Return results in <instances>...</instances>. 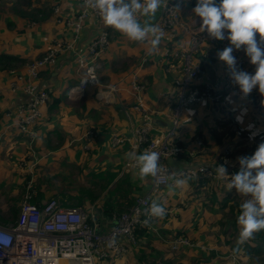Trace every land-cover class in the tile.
<instances>
[{"label":"crops","instance_id":"1","mask_svg":"<svg viewBox=\"0 0 264 264\" xmlns=\"http://www.w3.org/2000/svg\"><path fill=\"white\" fill-rule=\"evenodd\" d=\"M23 1L27 8H35L34 11H24ZM12 2L20 14L5 17L0 14V20L3 19L0 23V55L10 54L16 58L8 64H0V222L17 219L25 184L32 178L37 191L34 197L37 204L56 197L63 205L85 209L93 206L100 230L107 231L114 223V213L130 207L137 196L148 192L152 186L151 177L141 181L134 162L126 159V153L140 154V151L133 147L134 141H125L117 147L112 144L115 133L132 134L134 127L147 119L143 111H136L133 108L130 75L136 73L138 79L146 83L145 102L155 125L160 129L168 128L170 112L167 103H172V99L175 100L177 97L174 81L178 75L176 64L179 59L173 56L167 60L165 52L171 44H187L188 35L184 33L182 27H177L176 35L164 34L158 52L155 55H148L143 67L140 68L139 60L146 53L148 45L128 40L119 32L106 27L100 17L89 13L82 19L75 51L58 54L53 64L43 68L39 73L35 83L36 88L39 91H50L51 100L43 109L42 117L36 124L38 137L30 145L27 135L13 123V116H7L9 110L13 112L15 107L30 100L22 89L10 91V82L14 78L10 72L12 69L20 73L25 72V63L44 55L53 41L71 40L73 27L66 26L62 18L79 14L85 6L83 0H60L58 3L61 5V10L56 11L55 0ZM196 3L197 0H187L178 3V6L183 20L192 25L195 31H199L201 19L198 17L199 21H195L197 17L193 12ZM163 8L164 6H161L156 16L151 18V23L156 24ZM103 28L108 29L110 37L108 48L102 52V55L106 53L103 61L105 68H100L102 55L93 58L100 85L88 87L89 89L83 92L69 94V89L76 87L82 79L81 70L76 65L78 55L88 52L89 41ZM224 48L222 41L219 40H208L201 47L198 56L201 65V82L214 86L222 84L225 76L223 62L218 59L217 53ZM235 54L244 57L245 65L242 70L245 71L250 62L249 58L243 49L235 51ZM100 93L102 96L99 95ZM204 103L216 106L212 102ZM200 104L189 107L191 110L186 113L187 119L198 118L193 112L200 108ZM187 123L185 121L181 123L178 138L187 148H195L197 152L193 156L171 158L182 163L171 167L175 169L190 164H216L217 158L212 163L209 158H203L211 148L217 153L219 151L217 146L222 145L226 139V132H218L219 122L216 124L215 120L213 125L208 122L206 127L202 125L200 128L197 127L196 131H188L184 125ZM88 132H92V140L89 142L85 138ZM199 140L202 141L201 144H198ZM87 145L89 148H86ZM21 159L28 160L31 167H20ZM30 168L33 169L31 176L28 172ZM24 174H27L25 179ZM187 181L190 182L192 190H200L194 187L191 180L187 179ZM167 187L161 191H165ZM183 188H176L173 185L172 190L169 191L170 196L176 199L175 196ZM170 196H167L168 199ZM161 204L170 209L163 218L165 221L154 218L152 227H148L143 235H136L139 240L129 248L125 256L111 259L107 264H134L133 261L135 264H145L140 258L141 248L146 252L147 261L161 262L156 256L158 253L156 250L169 252L168 240L181 234L178 231L184 232L182 235H185L187 230L185 229L187 225H180L181 227L177 225L176 229L172 228L171 213L178 210L173 203L169 204L165 200ZM200 207L198 205L192 209L197 211ZM15 214L17 217L12 219L11 216ZM179 223H182L180 216ZM197 243L200 245L197 248L186 249L193 254L198 251L195 256L202 257L205 245ZM150 248L155 250L150 251ZM220 256L216 252L214 259H211L214 264ZM172 258L178 259V255H173ZM230 260L231 258H228L227 264H232Z\"/></svg>","mask_w":264,"mask_h":264},{"label":"built area","instance_id":"2","mask_svg":"<svg viewBox=\"0 0 264 264\" xmlns=\"http://www.w3.org/2000/svg\"><path fill=\"white\" fill-rule=\"evenodd\" d=\"M185 1L187 0H167V6H164L161 17L155 24L164 31V34L176 35L177 27H182L184 33L188 35L187 44H171L165 52L167 60L173 56L179 59L176 64V68L181 74L179 82L183 89L190 90L189 94L180 92L175 98L181 106L222 97L217 89L212 91L210 88H206L201 91L196 82L200 71L197 61H199L198 56L201 53V47L208 40H217L209 37L206 32L195 31L192 25L183 20L177 2L183 3ZM54 7L58 11L61 10L60 4H55ZM89 13H94L100 17L97 12L88 7L82 10L80 14L63 17L62 21L65 25L73 27L72 39L53 41V46H48L43 59H34L25 63L26 72L18 73L15 72L16 69L10 72L11 75H14L10 91L22 89L31 100L18 105L13 112L9 110L7 116H13V123L30 140L37 136L35 126L40 119L41 106L48 102L46 91L42 90L38 93L35 90L34 79L38 72L43 69L44 64L51 63L58 54L71 50L75 51V44L82 28V19ZM195 21H199L198 17ZM106 36L107 30H102L96 38L90 41L87 49L95 57L102 55L103 50L108 48L109 42ZM222 43L224 47L229 46L227 39L223 40ZM233 55L237 59V68L240 69L245 59L241 55H236L235 51ZM147 56L144 53L139 60L138 67H143ZM76 65L80 68L82 75L79 90H84L83 88H86L88 84H100L96 73L85 61V56L78 55ZM186 65H190L191 69L188 70ZM223 69L226 79L225 88L233 89L235 85L224 63ZM143 88V85L133 83V94L137 98L135 109L145 112L148 107L141 100ZM167 105L170 114L176 118L173 121L174 127L172 129L157 133V137L150 138L147 124L151 125V123L147 120L143 124L135 126L132 134L115 133L112 137L114 145H121L125 141H134V148H141L143 152L145 150L157 151L160 154L163 171L158 178H152V186L148 193L138 197L130 208L115 212L114 225L107 231H101L98 228V217L93 206L88 209L69 207L61 204L56 198L37 204L34 201L36 190L32 187L33 179H31L23 194L16 221L0 224V264H107L111 259L124 256L128 251L129 244L136 241L134 226L145 224V221L149 223L152 217L150 215L151 201L162 188L175 185V179L179 177L215 176L210 166L205 164L200 166L188 165L175 173L172 172L167 163V158L178 156L183 152L194 155L197 150L175 143L177 136L175 127L182 114L173 103L168 102ZM146 142L147 144H145ZM200 142L201 140H199ZM181 243H188V239L180 237L173 241L172 247L176 248Z\"/></svg>","mask_w":264,"mask_h":264},{"label":"clouds","instance_id":"3","mask_svg":"<svg viewBox=\"0 0 264 264\" xmlns=\"http://www.w3.org/2000/svg\"><path fill=\"white\" fill-rule=\"evenodd\" d=\"M84 6L97 12L106 27L130 41L148 45L147 55L158 52L164 31L151 23V18L156 16L161 6H167V0H84ZM193 12L201 19L202 33L206 32L215 40L229 41V46L217 55L228 69L241 98H247L257 88L264 95V0H197ZM241 49L255 66L254 73L242 70L245 62L240 69L237 68L233 52ZM236 120L243 124V114L237 115ZM253 127L249 125L247 129L251 133L250 139L259 135V130L252 131ZM125 156L134 162L141 181L149 177L158 178L163 171L157 151L145 150L139 155L130 152ZM237 159L240 166L238 172L229 175L227 167L219 164L216 178L230 177L228 190L235 189L238 194L247 197L240 204L241 214L237 220L240 230L235 251L239 252L240 245L252 241L256 234L264 231V141L258 144L252 155ZM186 183L185 178L175 179L176 188H183ZM150 215L163 219L167 209L154 200ZM144 223L148 226L147 221Z\"/></svg>","mask_w":264,"mask_h":264},{"label":"rangeland","instance_id":"4","mask_svg":"<svg viewBox=\"0 0 264 264\" xmlns=\"http://www.w3.org/2000/svg\"><path fill=\"white\" fill-rule=\"evenodd\" d=\"M12 1L14 0H0V14L2 16L5 17L7 15L13 16L16 14H20L16 11L14 2ZM59 1L60 0H55L54 4H59ZM22 4L25 6L24 1ZM19 6L20 5H18V7ZM22 9H24V11H34L35 8H27L25 6V8ZM2 20L3 19L0 20V23H2ZM105 56L106 53H103V55L101 56L100 63H102V65H100V68H105V65L103 64ZM245 71L254 73L255 66H252V64L249 62L248 67L245 69ZM99 95H101V93ZM215 105L216 106H209L205 103L200 104V110L196 109V111L193 112V115H196L198 118L189 117V119H187L186 113H188L191 108H186L187 110L185 109L186 112L184 116H181V121H185L187 123L190 120L187 124H184L188 131H196L197 127L200 128L202 127V125L203 127H206L208 122H210L212 125L215 123V120L216 124L219 122L217 124V127H219L218 132H226V139L224 140L222 145L217 146L219 150L217 153H215L214 148H211L209 149L208 154L204 156L203 159L209 158V161L212 163V161L216 158H220L221 151L227 149L228 151H230L231 158L229 162L226 163V167L229 175H231L239 171L240 166L237 158L241 156L252 155L257 148V143H259L260 141H264V135H262V133L264 132V97L260 94L257 88L253 90L250 96L242 99L238 87L234 86L232 91L230 90L226 95V99L220 101L219 103H215ZM199 113L201 114L199 115ZM241 114H243V124L238 123L236 120L237 115ZM249 125L254 126L252 131L259 130V135H257L255 139H250L251 133L249 130H247ZM208 128L210 130V127ZM230 132H234V134L230 135ZM228 151L225 152L227 153ZM167 163L170 166L182 164L180 161H176L170 158L167 159ZM26 177L27 174H24V179ZM229 180L230 177H226L224 179H216L213 181L204 180L205 182H208L207 188L199 191L192 190L190 187V182L187 181V183L184 185L186 187L178 192L179 194L177 196H175L176 199L170 196L169 191L172 190L171 186L167 187L165 191H161L160 194L157 193L159 194V196H157L155 200L160 204L163 200H165L169 204L173 203L175 205L174 207L177 208L178 212L171 213V226L172 228L176 229L177 225L179 227H181L180 225H187V228H185L187 229L185 235H188L191 238V241L195 245V247L193 248H197V246H200L197 242L205 245L202 254L203 256L200 257L201 264H206L210 249H214L221 255L220 257H218V259H216V264H227L228 258H231L230 261H232V264H264V249L261 252L252 250L253 246L258 244L256 238L243 245H240L239 252L235 251L238 247L237 242L240 230L237 220L241 212L232 213L230 211V208L232 206L236 208L239 207L240 204L247 199V197L238 194L235 189L229 191L227 188ZM28 181L29 179L27 180V182ZM27 182L25 184L24 192L28 188ZM196 184H199V179H196V183H194L193 185ZM214 189L217 190L215 193V195L217 196V200L215 201L211 198L213 196ZM167 196H170L169 199ZM22 198L23 195L21 197V200ZM222 201H225L226 203L222 204ZM198 205H200L201 207L197 211L192 209V207H196ZM165 208L167 209V207ZM179 216L182 219V223L178 224ZM161 220L165 221L164 219ZM177 236L183 237L182 234H177ZM249 243L251 245H249ZM167 247L170 253H172L173 255H178V259L172 258L174 260L191 261L193 256L198 253V251H195L194 254L187 251V249L192 248H183L179 251H176L171 249L169 246ZM181 256L184 257L180 258ZM133 263L135 264L134 261ZM160 263L161 262H158V264Z\"/></svg>","mask_w":264,"mask_h":264},{"label":"bare ground","instance_id":"5","mask_svg":"<svg viewBox=\"0 0 264 264\" xmlns=\"http://www.w3.org/2000/svg\"><path fill=\"white\" fill-rule=\"evenodd\" d=\"M84 1V0H83ZM178 3L179 2H177V5H178ZM86 7H84V9H85ZM178 8H179V6H178ZM83 9V10H84ZM56 11H58V10H56ZM81 13V12H80ZM79 13V14H80ZM194 28L192 27V30H193ZM98 36V35H97ZM96 36V37H97ZM95 37V38H96ZM107 39H108V42L110 41V37H109V33L107 32ZM54 44V43H53ZM53 44H52V46H53ZM51 46V47H52ZM83 56H85V61L88 63V65L90 66V67H92V69H93V71L96 73V76L98 77V79H99V82H100V78H99V74H98V72H97V68H96V65H95V63H94V60H93V58L95 57L89 50H88V52L86 53V54H82ZM58 56V55H57ZM57 56L53 59V61L51 62V63H45L44 64V67L43 68H45V67H47V66H49V65H51V64H53V62L55 61V59L57 58ZM45 57V53H44V55H42L41 57H38V58H36V59H43ZM178 62H179V60H178ZM197 65L200 67V71H199V77H197V79H196V82H197V84H198V86H199V89L201 90V91H203L204 89H206V88H210V90H212V91H214L215 89H217V90H219V92L222 94V97L220 98V99H214V100H205L204 102H213V103H218V102H220V101H223V100H225L226 99V95L229 93V91L231 90V89H226L225 88V82H226V79H225V76H224V80H223V82H222V84L221 85H219V86H214V85H212V84H210V83H207V82H205V83H203V82H201V65H200V63H199V61H197ZM177 66V65H176ZM186 68L188 69V70H190L191 69V66L190 65H186ZM178 69V68H177ZM11 71H13V69L11 70ZM15 72H18V71H16L15 70ZM26 72V71H25ZM18 73H20V72H18ZM39 73H40V71L38 72V74L36 75V77H35V83H36V80H37V78L39 77ZM25 75L27 76V74L25 73ZM130 77H131V81H130V89H131V93H132V96H133V99H134V105H133V108L135 109V103H137V98H136V96L133 94V83H135V84H139V85H143L144 86V88H143V91H142V93H141V100H142V102H144V104L146 105V102H145V89H146V83L144 82V81H142V80H140V79H138V77H137V75H136V73H132L131 75H130ZM181 80V74H180V72H179V69H178V75L176 76V78H175V86L177 87V95H178V93H180V92H184V93H186V94H189L190 93V90L189 89H183V87H182V85L180 84V81ZM12 81V80H11ZM81 81H82V79L79 81V83H78V85L76 86V87H72L73 89L72 90H70L69 89V91H68V93L69 94H73V93H75V92H77V91H80V92H83V91H85L88 87H90V86H94V84H88L87 85V87L86 88H83L84 90H79L78 89V87H79V85H80V83H81ZM10 85H11V82H10ZM100 85V84H99ZM18 90V89H17ZM16 90V91H17ZM36 90V89H35ZM38 93L39 92H41L42 90H36ZM44 91H46L47 93H48V102H50V100H51V95H50V93L47 91V90H44ZM13 92H15V91H13ZM71 92V93H70ZM225 92H227L226 94H225V96H224V93ZM31 100V99H30ZM29 100V101H30ZM47 102V103H48ZM204 102H199V103H194V104H191V105H186V106H181V105H179V103H178V101H176V100H174V99H172V103H173V105H175L176 107H178L179 108V110H180V112H181V114H182V116H184V113H185V109L186 108H189V107H191V106H193V105H197V104H200V103H204ZM47 103L45 104V105H43V106H41V109H40V118L42 117V114H43V109L47 106ZM147 106V105H146ZM136 111H138L137 109H135ZM146 115H147V119L145 120V121H147V120H149L150 121V123H151V125H148L147 124V128H148V130H149V137L150 138H152V137H157V133H160V132H166V131H168V130H170V129H172L173 127H174V123H173V121L176 119L173 115H171L170 113H169V121H170V126L168 127V128H165V129H160V128H158L156 125H155V123H154V120H153V118L150 116V109L148 108V110L147 111H145L144 112ZM144 121V122H145ZM181 123H182V121H181V119L180 120H178V123H177V125H176V127H175V129H176V133H177V136H176V138H175V143H177V144H182L183 146H184V144L181 142V140L178 138V133H179V127H180V125H181ZM143 124V123H142ZM16 125V124H15ZM17 126V125H16ZM17 128H19L18 126H17ZM35 129H36V126H35ZM36 132H37V136L35 137V138H33L32 140H30L28 137H27V140H28V142H30V145L36 140V138L38 137V131L36 130ZM23 133V132H22ZM24 134V133H23ZM85 138H86V140H87V142H89V141H91L92 140V132H88V133H86L85 134ZM148 142V141H147ZM147 142L145 143V144H147ZM202 143V141L199 143V141H198V144H201ZM112 144H113V142H112ZM88 146V145H87ZM113 146H115V147H117L118 145H114L113 144ZM139 151H140V154H142L143 153V151H142V149L141 148H139L138 149ZM225 151H228L227 149H224V151H222V153H221V155H220V158L218 159V162H217V167L219 166V164H224L225 166H227L226 165V163L227 162H229V160H230V158H231V156H230V151H228L227 153L225 152ZM183 155H190V154H188L187 152H183L182 154H180V155H178V156H175V157H181V156H183ZM191 156H193V155H191ZM171 158H174V157H170V159ZM167 159H169V158H167ZM169 165V164H168ZM229 165V164H228ZM19 166L20 167H27V166H29V167H31V165L29 164V161L28 160H25V159H21L20 160V162H19ZM188 166V165H187ZM189 166H200V165H189ZM210 166V168H211V170L215 173V176L214 175H200V176H197V177H194V178H188V177H184L185 179H189V180H191V181H194V180H196V179H204V178H206V179H211V180H213V178L214 179H216V167L215 166H212V165H209ZM169 167L171 168V170H172V172H176V171H178V170H180V169H182L183 167H185V166H183V167H178V168H175V169H173L170 165H169ZM29 172V174H30V176L32 175V172H33V169H31L30 168V170L28 171ZM180 178H182V177H179L178 179H180ZM32 178H30L29 179V181L31 180ZM152 179V178H151ZM28 181V182H29ZM34 181V180H33ZM28 182H27V184H28ZM168 186H170V185H168ZM173 186V185H172ZM27 187H28V185H27ZM35 190H36V188H35V186L33 185L32 186ZM167 187V186H166ZM151 189V188H150ZM163 189V188H162ZM161 189V190H162ZM160 190V191H161ZM150 191V190H149ZM148 191V192H149ZM148 192H146V193H148ZM36 193H37V191H36ZM146 193H144V194H142V195H139V196H137L136 197V199L138 198V197H140V196H143V195H145ZM36 195V194H35ZM156 196V195H155ZM155 196L153 197V199H152V201H151V203L154 201V199H155ZM49 199H52V198H49ZM48 199V200H49ZM136 199H135V202H136ZM47 201V200H46ZM134 202V203H135ZM133 203V204H134ZM132 204V205H133ZM131 205V206H132ZM20 206H21V203H20ZM67 206H69V205H67ZM130 206V207H131ZM69 207H74V206H69ZM76 207V206H75ZM130 207H128V208H130ZM83 208V207H82ZM83 209H85V208H83ZM127 209V208H126ZM167 210H170V209H168L167 208ZM155 217H151L150 218V221H149V223H148V226L147 227H152V220L154 219ZM14 221H16V220H14ZM13 221V222H14ZM8 222H11V221H6L5 223H2V222H0V224H6V223H8ZM113 225H114V223H113ZM139 225H144V226H146L145 224H138V225H135L134 226V229H133V231H134V234H135V239H136V241L135 242H131L130 244H129V246H128V250H129V248L131 247V246H133L134 244H136V242L139 240L138 239V237L136 236L137 234L135 233V227L136 226H139ZM98 228H99V223H98ZM100 229V228H99ZM178 238H180V236H176V237H172V238H170L169 240H168V245H169V247L171 248V249H173V250H176V251H179V250H181V249H183V248H192V247H195V245H194V243L191 241V239L190 238H188V236H183V238H186V239H188V243H181V244H179L176 248H173L172 247V243H173V241L174 240H176V239H178ZM127 253H128V251H127ZM126 253V254H127ZM125 256V255H124ZM123 257V256H122ZM122 257H119V259L120 258H122Z\"/></svg>","mask_w":264,"mask_h":264},{"label":"trees","instance_id":"6","mask_svg":"<svg viewBox=\"0 0 264 264\" xmlns=\"http://www.w3.org/2000/svg\"><path fill=\"white\" fill-rule=\"evenodd\" d=\"M107 30V28H103L102 30ZM101 30V31H102ZM100 31V32H101ZM100 32H98V34L100 33ZM97 34V35H98ZM91 41V40H90ZM90 41H89V43H90ZM16 58L13 56V55H10V54H1L0 55V64L1 65H3V64H8V63H10L11 61H13V60H15ZM248 61H249V59H248ZM90 87H93V86H90ZM89 87V88H90ZM94 87H96V86H94ZM88 88V89H89ZM35 89L36 90H39V89H37L36 88V85H35ZM231 91H232V89H231ZM49 93H50V95H51V92L50 91H48ZM227 92H225L224 93V96H225V94H226ZM228 97V96H227ZM263 97H264V95H263ZM219 103V102H218ZM1 114V113H0ZM234 134V132H230V135H233ZM262 135H264V132L262 133ZM260 142H262V141H260ZM259 142V143H260ZM259 143H257V146H258V144ZM212 166H215L216 168H217V163L216 164H213ZM204 180H211V179H206V178H204V179H199V184H196L195 185V188L196 189H200V190H203L204 188H207V185H208V182H205ZM193 183H196V180H194V181H192ZM216 189H214L213 190V196L211 197L212 198V200H217V196L215 195V193H216ZM226 202L225 201H222V204H225ZM126 208H128V207H126ZM125 208V209H126ZM125 209H123V210H125ZM122 211V210H121ZM121 211H119V212H121ZM230 211L232 212V213H236V212H241V209H240V206L239 207H234V206H232L231 208H230ZM15 215H13V216H11V218L13 219V218H16L17 216H15ZM235 220V219H234ZM146 229H148V227L147 226H144V225H139V226H136L135 227V233L137 234V235H143L144 234V232L146 231ZM179 233H181V234H184V232H182V231H178ZM182 236H185V235H182ZM255 238H256V240L258 241V244L257 245H255V246H253V248H252V250H255L256 252H261L263 249H264V231H261V232H259L258 234H256V236H255ZM249 245H251L250 243H249ZM142 252H141V256H140V258H141V260H143V262L145 263V264H158L157 262H153L152 263V260H146L145 259V257H146V252H145V250H144V248H141L140 249ZM155 249H153V248H150V251H154ZM156 252H158L157 254H156V256H158L159 258H160V260H161V263L160 264H201V260H200V257L201 256H195V257H193L192 258V260L191 261H182V260H174V259H172V257H173V254L172 253H170V252H167V251H160V250H156ZM155 252V253H156ZM155 253H153V254H155ZM216 254V251L215 250H210V252H209V255L207 256V263L208 264H214V262H213V260H211V259H213V257H214V255Z\"/></svg>","mask_w":264,"mask_h":264}]
</instances>
